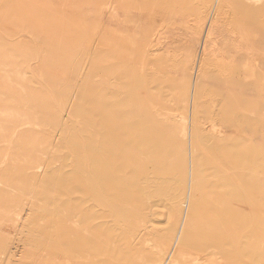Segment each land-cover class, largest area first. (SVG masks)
I'll return each instance as SVG.
<instances>
[{"label":"rangeland","instance_id":"rangeland-1","mask_svg":"<svg viewBox=\"0 0 264 264\" xmlns=\"http://www.w3.org/2000/svg\"><path fill=\"white\" fill-rule=\"evenodd\" d=\"M248 1L0 0V264H171L180 230L195 264H264Z\"/></svg>","mask_w":264,"mask_h":264},{"label":"bare ground","instance_id":"bare-ground-1","mask_svg":"<svg viewBox=\"0 0 264 264\" xmlns=\"http://www.w3.org/2000/svg\"><path fill=\"white\" fill-rule=\"evenodd\" d=\"M249 1H252L254 2L255 4L256 3H259L261 0H249ZM248 1V2H249ZM219 4V3H217ZM222 4V3H221ZM223 6V5H221ZM220 9V8H219ZM226 11V10H225ZM220 12V11H218ZM221 13V12H220ZM223 14V13H222ZM220 15V14H217V16ZM194 84V83H193ZM62 111V110H61ZM61 113V112H60ZM183 123V122H182ZM183 126V125H182ZM185 128L183 127V129L181 128V131L179 132L182 140L185 141V139L187 140L188 142V160H189V170H190V173L189 174H193V159L194 156H195V153H196V147L197 145L198 146H201L200 144V138H199V135L197 133V131L195 132L194 136L192 137V135H189L186 133V131L184 130ZM85 144V143H84ZM95 149V148H94ZM84 159V158H83ZM82 159V160H83ZM88 163V162H87ZM86 169V168H85ZM195 169V167H194ZM196 171V169H195ZM191 177V176H190ZM192 180H194V178H192ZM189 181H190V185L188 186V195H189V199L192 197L193 193L195 192V190L198 191V183H196V181H191L190 178H189ZM198 181V180H197ZM194 183V184H193ZM96 185V184H95ZM239 185V183H238ZM239 187L241 188V186L239 185ZM242 190V189H241ZM112 199V198H111ZM188 200V199H187ZM186 200V201H187ZM108 204V203H106ZM110 205V204H109ZM186 205V204H185ZM190 206V205H189ZM154 207V206H153ZM166 208V207H165ZM186 208V207H185ZM109 209V208H108ZM113 211V210H112ZM117 211V210H116ZM134 211V210H133ZM137 212V211H135ZM131 213V212H130ZM123 215V214H122ZM139 215V214H137ZM120 216V215H119ZM143 216V215H142ZM184 216V215H183ZM139 217V216H138ZM137 218V217H136ZM135 218V219H136ZM185 218V217H184ZM128 219V218H127ZM123 220V219H122ZM141 220V219H140ZM144 220V219H143ZM142 220V221H143ZM137 222H139L137 220ZM182 223V222H181ZM16 225V224H15ZM176 227V226H175ZM195 248V247H194ZM236 248V247H235ZM153 249V248H152ZM184 249H187L188 252L187 253H184ZM193 250V246H192V242H189V239H188V234L186 233L185 230L183 231H179L178 233L176 232L175 233V236H174V240H173V244H172V249H171V256L169 258V262L171 264H178V261L179 259H184V260H188L191 264H195L197 263L198 261H202L205 259V256L202 257L200 256L199 254L197 255H194L191 251ZM159 252V251H158ZM209 252V251H208ZM174 253V254H173ZM209 254V253H208ZM217 254V253H216ZM212 255V254H211ZM220 261V260H218ZM213 256H209L207 255V263L208 264H217L218 262Z\"/></svg>","mask_w":264,"mask_h":264}]
</instances>
